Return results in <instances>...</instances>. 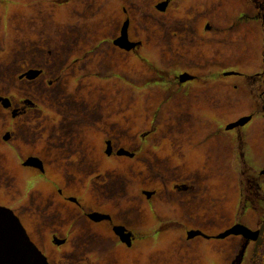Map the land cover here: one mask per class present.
<instances>
[{
  "label": "rangeland",
  "instance_id": "rangeland-1",
  "mask_svg": "<svg viewBox=\"0 0 264 264\" xmlns=\"http://www.w3.org/2000/svg\"><path fill=\"white\" fill-rule=\"evenodd\" d=\"M164 1L166 10L156 8ZM254 1L0 0V84L5 92L16 76V95H23L17 73L21 62L31 65L37 46L47 51L69 47L73 57L84 59L79 64L76 57L69 59L68 66L36 64L52 71L47 76L54 80L52 87L43 85L45 96H52H38L39 108L50 104L43 99L52 105L36 111L40 125H16L15 148L0 142L2 167L13 178L12 187L0 182V205L20 215L51 264L83 257L85 264H113L115 259L118 264L174 259L175 264L176 256H182L177 264H220L221 250L230 248L232 239L218 236L235 223L252 231L260 226L264 244V36L258 21L236 23L250 6L253 15L258 13ZM161 26L181 30L185 39L168 43L169 35L158 32ZM124 27L132 42L120 50L112 42ZM179 46L189 50L182 64L171 53ZM38 58L46 61L50 55ZM175 71L199 80L185 85L188 92H173L174 83L164 92L163 84ZM167 95L176 97L166 100ZM253 114L246 127L225 130ZM12 118L11 112H2L0 132L12 129ZM53 122L64 127L62 142L84 152L87 148L90 157L78 154L76 163L56 157L40 174L24 168L21 157L45 153L47 136L37 139L34 130L44 131ZM109 139L136 158L108 157L104 141ZM58 187L80 197L85 212L75 214L70 227H61L58 237L68 238L62 245L53 242L50 230L60 226L65 214L51 218L55 210L46 205ZM91 208L108 213L115 225H126L140 239L124 246L106 218L87 219ZM192 229L214 238H197L194 231L189 240ZM256 246L245 250L243 264H250Z\"/></svg>",
  "mask_w": 264,
  "mask_h": 264
},
{
  "label": "flooded vegetation",
  "instance_id": "flooded-vegetation-1",
  "mask_svg": "<svg viewBox=\"0 0 264 264\" xmlns=\"http://www.w3.org/2000/svg\"><path fill=\"white\" fill-rule=\"evenodd\" d=\"M166 2L167 1L157 3L156 8L158 6H162V4H165ZM165 28H166L165 26H163V27L161 26V28L159 27L158 32L163 33V35H165V36L167 34L169 35L170 42H168V43H172V39L178 40V43H180L181 41H183L185 39L180 34V32H182L181 30H177V29L166 30ZM209 29H210V27H208L207 32L211 33L212 31H210ZM160 40H161V38H160ZM63 42H65V41H61L60 43L62 44ZM65 43H67V42H65ZM112 43H113V46L115 48H117L114 44V41ZM60 48L61 49L57 48L56 50L47 51V50H45V47H38L37 46L36 48H33L32 52H31L32 53V56H31L32 58L30 60L31 65L27 64L26 62L24 64L21 62L20 68H19L18 73H17L18 74V76H17L18 86L17 87L19 88V91L23 94L22 96L18 97L16 95V76H15V80L13 81L11 87L8 90L9 93L4 91L3 84L1 82V84H0V117L2 115V112H4V111L11 112V115L13 117L12 118V120H13L12 129L11 130L6 129L5 131L2 130L0 132V142L1 143L8 145V146H14V148H15V146H16V125L20 124V125H27V126L33 127L35 122L40 125L42 121H41V119H39V117L36 116V111L43 113L45 108H48V106L52 105V102L47 101V99H46L43 101L45 103L49 102L50 104L47 107H44V109L39 108L40 105L36 100V96H34L37 93H38L39 97H43V96L47 95L46 90L42 89V86L46 85L47 87H52V84L54 82V80L49 78V77L53 76L52 71H49L47 68H41V67L37 66L36 64H41V62L43 61L44 64H47V65H53V64L57 65V64L62 63L63 66H68V60L69 59H73L76 57L74 61H76L77 64H79L81 61L84 60V59H82L81 56L73 57L74 51H72L70 53V50L68 49L69 47L66 48L67 49L66 51L63 50L64 49L63 47H60ZM79 49H80V47L78 46L77 50H79ZM136 49H134V50H136ZM164 49H165V51H167L169 53L168 48L164 47L162 49V51ZM22 51H19V52H22V54H24V48ZM180 51L182 53H180ZM45 52H47L50 55V58H48L46 61L38 58L39 56H41ZM184 52H186V53H184ZM184 52L181 50V47L179 46V48L177 50L175 48H173V52H171V53H176L177 57L179 58L178 62L180 64H182L185 58H188V59L190 58L187 54L189 52V50L188 49L184 50ZM85 66L86 65L84 64V67ZM92 68H95V65H92ZM110 68H112V66ZM55 69L61 71L62 68H58L56 66ZM63 69H64V67H63ZM32 71H35V73H33ZM30 72H32V74H30ZM28 73H29V76H28ZM48 74H49V77L47 76ZM237 75H239V74H237ZM174 76L176 77L177 82H178L176 89L173 90V92H175V93H179L181 90L188 92L189 88H188V90H185L184 89L185 85L194 83V82L199 80V77L197 75L191 74L190 72H187V71H184V72L175 71ZM182 76H184V77L182 78ZM77 79L78 78L73 77V80H77ZM40 87H41V91L36 93V91H35L36 88L40 90ZM163 89H164V92L167 91L166 87H163ZM48 93L50 96H52L50 92H48ZM46 97L47 96H45V98ZM49 97H47V98H49ZM3 98H8L7 103L9 104V107L6 108L3 105V101H2ZM263 109H264V107H263ZM53 123L54 124L49 125L48 128L44 129V131L39 132L38 130H34L35 133L36 132L39 133V136L35 137L37 139L41 138L43 141L44 139H46V136H47V140H46L45 148H44L45 153H44V155L32 154V155H28L27 157H21L20 158L21 165L24 168L32 169L34 171L39 172V174H40V173H44V171L47 169L46 168L47 166L53 165L56 157L59 159L61 158L62 162L63 161H70L73 163L79 162L78 157H77L78 154L83 155V153H85L86 158L90 157L89 151L87 148H85V152H84L83 149L82 150L73 149L71 144L68 146L67 142H66V144H65V142H62V140H65V137H63L62 134L60 133L61 130H58V126L60 124L56 125V122H53ZM59 123H61V122L59 121ZM242 128H244V127H242ZM107 134H109V132ZM54 135H56V136H54ZM5 138H8V140H6ZM110 138H116V137H114V135L111 134ZM104 143H105L104 152L108 157L113 156V155L119 156L117 154V152L119 150L118 144L114 143L113 139H109V141H104ZM108 144H109V146H108ZM49 151H50V153H49ZM70 152H71V155H69ZM74 152H76V153H74ZM48 153L52 154V155L49 156V155H47ZM136 156H137V154L135 152H132V155H130V156L122 155L121 157H127V158H133L134 159V158H136ZM75 157H77V158H75ZM29 158H36L35 160H37V159L38 160H37V162L35 161L34 165H26V162ZM63 163H62V167L64 166ZM90 167H91V165H90ZM179 167H181V166H179ZM2 181L3 182L7 181L9 183L10 187L13 186V178L2 167L1 155H0V182L2 183ZM103 181L105 183L107 181V179L104 178ZM6 186H7V183H6ZM54 192L56 193V195H54L53 193L50 194V198L48 199V202L46 203V205L48 207H51V208L53 207L55 210V211L51 210V213L48 214V216H51V218H52V215H55L57 217L58 214H60V215L65 214V217L59 218V221H60L59 225L60 226L54 227L55 230L54 229L50 230L52 232L51 238H52L53 242H55L56 244L62 245V243L65 244L68 242V238H67V236H65V238L63 240V238L58 237V233L64 230L61 227L64 225L70 227L73 224V221H71V220L74 218V215L78 214L79 212H83V213H85V212L83 211L84 206L81 202L80 197L66 195L63 188H60V187L55 188ZM60 197H61V200H60ZM30 203H31V199H30ZM70 203L73 204V206L70 205ZM0 206H4V205H0ZM4 207H7V206H4ZM60 207L64 208V212H62L60 210ZM29 209H31V206L29 207ZM91 209L93 210V212H92V214L91 213L88 214L87 219H91V220L93 219L95 221H99L100 219L106 218L107 220H103V221H108V223H111V225H113L112 226L113 234L118 237L119 242L121 244H123L124 246H126V247L131 246L132 244H134V242L136 240L140 239V237L138 238V234L129 230L126 225H124V226L121 224L115 225L113 219L107 218L108 213L96 211L93 208H91ZM15 214L19 218L21 223L23 224V226L26 229L30 239L37 245V243L32 239L30 232L28 231L25 224L23 223L20 215L17 212H15ZM90 214L91 215L94 214L93 216L96 219H94V217L90 218L89 217ZM65 221H66V223H65ZM236 224H243V223H235L233 226H235ZM262 224H264V223H262ZM243 225H245V224H243ZM232 227H230V228H232ZM230 228H228V229H230ZM247 228L252 230L251 227L247 226ZM257 229H261V227L259 226V228H257ZM194 231L197 232L196 233L197 238H206L205 236H207V237L209 236L210 239H212V237L214 238L213 235H207L201 229H192L191 231L187 232L186 237L189 240L192 238V232L194 233ZM189 232H191V233H189ZM68 233H69V230H68ZM193 235H195V234H193ZM145 237H142V238H145ZM226 238L232 239V242H231L232 246H230V248L228 247L224 250L223 249L221 250L222 256H223V261L220 264H243V262L246 259V255H247V252L245 250L247 248H249V246L254 247V245L257 244V242L249 240L242 235H230ZM234 242H235V245H237V243H238L236 250L235 249L232 250ZM39 249L42 251V249L40 247H39ZM42 253L47 257L49 264H51L49 257L43 251H42ZM90 254L91 253H89L87 256H90ZM173 260L174 259H164L162 262H158V264H173ZM176 260H177V263L182 261V256H178V257L176 256ZM82 261L84 262V264L86 263V260L84 257L78 261H72V262L68 261V263H70V264H82ZM118 262H119V260L115 259L113 264H118ZM177 263H175V264H177ZM110 264H112V263H110Z\"/></svg>",
  "mask_w": 264,
  "mask_h": 264
},
{
  "label": "water",
  "instance_id": "water-1",
  "mask_svg": "<svg viewBox=\"0 0 264 264\" xmlns=\"http://www.w3.org/2000/svg\"><path fill=\"white\" fill-rule=\"evenodd\" d=\"M158 8L161 11L165 9V7ZM125 33L127 34L126 28L123 29L122 35ZM252 118V115L244 116L228 124L225 129L230 131L244 127ZM261 173L263 174L264 171ZM230 235H242L249 240L257 241L260 230L252 231L242 224H236L218 238H226ZM0 264H49L47 257L30 239L14 211L4 206H0Z\"/></svg>",
  "mask_w": 264,
  "mask_h": 264
},
{
  "label": "trees",
  "instance_id": "trees-1",
  "mask_svg": "<svg viewBox=\"0 0 264 264\" xmlns=\"http://www.w3.org/2000/svg\"><path fill=\"white\" fill-rule=\"evenodd\" d=\"M254 4H255V6L258 9V13L256 15H253V12L250 9V7H251L250 6V7H248V10L247 11L246 10H243L240 13V15H238V17L236 19V23L247 22V21H250V19L253 20V21H258L260 23V25L262 26V31H263V36H264V16H261V14H260L261 11H262V8H264V0L254 1ZM165 6H166V3L165 4H162V6H158V7H165ZM262 15H264V14H262ZM124 28H126V27H124ZM123 29L121 30L120 36L117 39L114 40L115 46L118 49H120V50H126V49L130 48V46H131V42L129 40H127V34L125 33V34L122 35ZM124 44H125V46H123ZM32 72L35 73V71H32ZM32 72H30V74H32ZM28 76H29V73H28ZM253 79L257 80L258 78L254 77ZM160 81L162 83H164V79H161ZM257 82H258V80H257ZM157 83H160V82H157ZM172 83H174L177 86V83L178 82H177V79H176V77L174 75L171 76L170 79H168V82L166 84L165 83L163 84V87H166V88L171 87V84ZM260 87H263L264 88V72H263V76L260 79ZM173 88L176 89V87H173ZM42 89H43V86H42ZM35 91H36V93L39 92V91H41V87H40V90L36 88ZM34 96H36V100H39L38 93L35 94ZM168 97H169V95L166 96V100H168V99L170 100L171 97L175 98L176 95L170 96L169 98ZM43 100H46V99H43ZM166 100H164L163 102H165ZM2 101H3V105L6 108L9 107V104L7 103L8 102V98H3ZM163 102L160 103L159 105L160 106L163 105ZM262 103H263V107H264V101ZM61 123H63V122H61ZM58 130H61L60 133L62 134V131L64 130V127H62V126L59 125L58 126ZM5 139L8 140V138H5ZM108 146H109V144H108ZM117 154L119 156H122V155L130 156V155H132V152H129L127 149L121 148V149L118 150ZM35 159L36 158H29L27 160V162H26V165H34L35 161L37 162V160H38V159L37 160H35ZM260 174L261 175H264V173L263 174L260 173ZM241 196H242V199H241L242 206L244 207L245 204H246L245 206H247V202L244 201V197L245 196L243 194ZM258 205H259V203H258ZM257 207H259L261 209L260 206H257ZM262 234H263V231L261 230V234H260V237H259V241H258L257 246H256L258 248H254V250L252 252V255H251V262H250V264H264V244H263V242L261 240L262 239V236H263ZM260 244H262V247H263V249L261 248L262 250L259 248L260 247ZM254 251H256V253Z\"/></svg>",
  "mask_w": 264,
  "mask_h": 264
}]
</instances>
